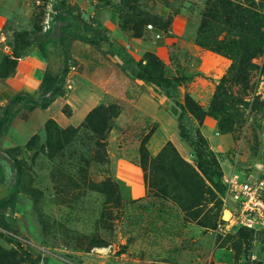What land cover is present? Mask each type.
<instances>
[{
    "label": "rangeland",
    "instance_id": "374dc122",
    "mask_svg": "<svg viewBox=\"0 0 264 264\" xmlns=\"http://www.w3.org/2000/svg\"><path fill=\"white\" fill-rule=\"evenodd\" d=\"M114 1L94 0L85 9L72 0H0V34H5L13 55L28 54L42 42L46 65L58 74L55 89L45 95L39 90L19 92L16 101L0 102V198L17 190L14 206L4 210L12 214L8 219L13 232L0 228V246L18 251L22 264H34L31 260L35 264H264L263 234L223 219L222 182L223 174L231 170H251L256 165L264 169V54L253 60L258 68L249 74L248 85L233 86L232 97L220 101L217 117L239 123L224 133L232 142L219 150L212 149L202 135L198 115L176 106L186 135L182 138L169 103L161 105L156 118L146 120L130 103L97 91L99 101L82 115V99L90 89L79 81L77 61L68 55L66 40L91 33L83 31L71 15L80 14L85 20L83 16L93 11L85 21L107 31L98 38L99 47L91 45L102 53L121 45L136 59V44L131 50L127 47L131 37L139 35L159 45L177 36L172 31L174 22L183 29V37L191 35L197 45L208 0H118L117 9ZM55 10L67 12L68 17L53 19ZM107 19L115 20L119 39L103 24ZM70 21L74 25L62 34L60 28ZM167 30L172 31L170 36ZM173 48V52L178 49ZM224 58L209 51L205 64L186 60L185 69H195L178 87L184 106L212 110L216 86L231 63L227 65ZM3 61L0 57V77ZM65 62L67 72H63ZM166 69L173 76V68ZM5 87L0 78V93ZM242 92L249 93L244 102L237 99ZM22 107H36L29 116L34 122L38 119L37 124L47 118L37 129L34 125L25 140L16 141L7 134ZM80 116L75 125L59 124L60 118L67 122ZM49 119L54 124H49L48 134ZM152 126L155 129L146 143L150 156L159 153L165 140L181 154L176 147V154L170 150L159 170L153 169V176L148 163L147 180L143 173L145 192L135 197L129 185L114 176V162L121 158L139 167L141 139Z\"/></svg>",
    "mask_w": 264,
    "mask_h": 264
},
{
    "label": "trees",
    "instance_id": "16d2710c",
    "mask_svg": "<svg viewBox=\"0 0 264 264\" xmlns=\"http://www.w3.org/2000/svg\"><path fill=\"white\" fill-rule=\"evenodd\" d=\"M261 2H264V0H246L245 2L239 0H208L206 2L196 36L197 45L209 51L221 54L222 56L231 60L228 69L223 74V76H221L216 86L213 105L211 107L212 110L210 111H206L199 105L196 107L193 106L194 108L183 105V102H181L179 98L178 87L185 84L191 75H169L167 73L165 63L155 53L145 52L144 57L136 60L121 45L115 46L114 50L108 49L106 52L104 51V53L108 54L110 59H115L114 64L130 78L139 79L160 88L164 95L170 98L173 103L179 109H181V111L193 115L197 114V119L200 121H203L204 117L210 116L216 120L217 129L220 134L230 133L233 130V126L239 123V121L232 120L231 118L219 119L217 117V115L220 113V107L222 108V106H220V101L222 99L227 100L232 97L231 94L233 93V86L248 85L249 74H251L253 69L258 68L257 64L253 60L264 54V6L260 4ZM118 6L115 7V9H117ZM67 15V12L55 10L53 19L62 21L65 19V17H68ZM70 18L80 23L82 25L83 31H89L91 33V36L75 34L76 37L97 47L100 46L98 38L102 37V34L107 31L106 28L91 26V24H88L80 16V14H77V16L71 15ZM74 21H70L66 24V26L60 28V32L62 34L65 33L67 31V27L74 25ZM223 32H225V35L223 38H220V35ZM134 37L140 36L137 35ZM6 42L10 46L9 41L7 40ZM37 47L42 57L46 61L47 52L45 50L44 43L39 42ZM64 56L69 60V56L66 54ZM0 57H4V61L1 63L3 77L1 76L0 78H4L5 80V78L11 76L14 73L17 59L21 56H14L13 50L11 49L10 54H5L0 51ZM67 71L68 63L65 62L63 72ZM57 77L58 74H53L50 70L49 64L47 63L46 69L37 89L40 91L41 95H45L46 93H49L51 90L55 89ZM248 95L249 93H239V98L237 97V99L240 102H244ZM16 96L18 95H14L13 98ZM106 107L111 108L112 106L107 105ZM63 112L65 114L68 113L65 111V109H63ZM119 113L120 111H118L117 115ZM145 117L146 120L150 119L148 116ZM88 121H90L89 118ZM50 123L54 124L52 119H49L45 123V129L48 134L50 130ZM1 126L2 122L0 120V130H2ZM183 127L182 118H180L178 115L179 134L182 138H186ZM154 129L155 126H152L147 134H145L141 139L142 143L140 145L139 151V167L144 173V180L145 178L146 180L148 178V163L152 164L151 171L153 176V169L159 170V164L169 158L170 150L176 154L175 146L170 141H167L156 156H150L146 147V143ZM202 153L203 152L199 153L200 160ZM177 158L179 157L177 156ZM199 165L201 166V164ZM161 190L162 193L166 191L164 187H162ZM223 191L225 194L224 184ZM16 196L17 190H14L6 197L0 198V228L5 233L13 232V230L8 219V217H11L9 215L12 214L9 213L6 215L4 210L7 207L12 208L14 206ZM31 261L35 264L34 260ZM23 262L24 260L18 254V251L14 249H5L0 246V264H22Z\"/></svg>",
    "mask_w": 264,
    "mask_h": 264
},
{
    "label": "crops",
    "instance_id": "0c3cea01",
    "mask_svg": "<svg viewBox=\"0 0 264 264\" xmlns=\"http://www.w3.org/2000/svg\"><path fill=\"white\" fill-rule=\"evenodd\" d=\"M92 1L94 0H72L73 3H77L81 8L85 9L90 8ZM113 3L115 7L118 6V0H115ZM82 13L85 14L84 11H82ZM92 15L93 11L88 13V17H83L88 21ZM103 24L105 27L111 29V32L116 39L120 38L121 32L117 29L114 19L104 20ZM172 25V31L173 33H176L177 36L167 37L166 39H163V42L159 45L156 41L134 36L130 38L131 42L130 44L128 43V45H130L132 49L133 44H136V48L133 50L134 56H138L136 59H139L140 55L145 52H152L159 56L166 66L173 68V76H187L188 73L195 68H189L188 70L185 69V65L187 64L185 63L186 60L190 59L195 62V60L198 59L201 64H205L208 60L209 51L196 45L193 42L191 35L188 34L183 37V29H179L175 22ZM153 34H156V32H153ZM66 44L68 55L72 60L74 59V61H77L79 81L90 89L87 95L82 99V104H84V107L81 108L82 115L89 111L99 101L100 96L97 93L98 91L130 103L138 111L150 117L151 120L156 118V115H158L156 113L162 110L161 105H163V103H169L170 110L178 119L176 105L170 98L164 95L160 88L142 80L130 78L124 74L114 62L106 57L100 49L78 37L68 38ZM172 46L177 47L178 49L173 52L174 48ZM136 52H139V55H137ZM224 59L228 65L229 59ZM177 64L182 66H178ZM180 67L183 68L180 69ZM45 69L46 61L38 49H33L28 54L18 58L14 73L4 80L6 87L4 91H1L0 93L3 96H0V102L11 100V98L13 101H16L13 96L19 92L29 94L37 91ZM98 73L100 76H98ZM35 108H18L8 130V138L11 137L12 140L16 141L25 140V138L35 130L34 125H36L37 129L38 126L46 120L47 116H44L42 118L43 121H40V124H37L38 119L36 122L33 121V116L29 115L34 113ZM82 118L83 117L80 116L76 121L67 118V122L65 119L60 118L61 121L59 124L62 126L75 125ZM205 128L213 130L217 136H214L211 131H206ZM200 131L202 135L207 138L210 147L214 150H219L221 147H227L229 143L232 142L226 134H220L217 132V122L210 116H206L203 119L202 124L200 125ZM166 142L167 141L165 140L163 145ZM176 149L181 154L179 148L176 147ZM113 174L118 180H123L129 185L130 190L135 197L144 194L143 172L136 164L131 161L128 162L125 159L117 158L114 162Z\"/></svg>",
    "mask_w": 264,
    "mask_h": 264
},
{
    "label": "built area",
    "instance_id": "2783aa9c",
    "mask_svg": "<svg viewBox=\"0 0 264 264\" xmlns=\"http://www.w3.org/2000/svg\"><path fill=\"white\" fill-rule=\"evenodd\" d=\"M152 29L151 25H147ZM168 36L172 34L167 30ZM160 38L159 33L155 34ZM4 33L0 34V50L11 53ZM131 50V46H127ZM225 186V210L229 213L226 221L244 228L261 232L264 236V169L256 165L251 170H231L223 174ZM7 215V214H6ZM11 235H14L13 233ZM44 255V254H43Z\"/></svg>",
    "mask_w": 264,
    "mask_h": 264
},
{
    "label": "bare ground",
    "instance_id": "6f19581e",
    "mask_svg": "<svg viewBox=\"0 0 264 264\" xmlns=\"http://www.w3.org/2000/svg\"><path fill=\"white\" fill-rule=\"evenodd\" d=\"M229 216V213L225 210L223 214V219L226 220Z\"/></svg>",
    "mask_w": 264,
    "mask_h": 264
}]
</instances>
